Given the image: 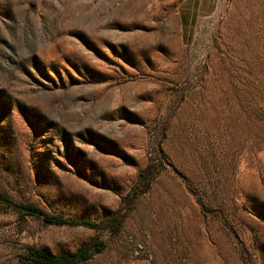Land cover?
<instances>
[{
  "label": "rangeland",
  "instance_id": "obj_1",
  "mask_svg": "<svg viewBox=\"0 0 264 264\" xmlns=\"http://www.w3.org/2000/svg\"><path fill=\"white\" fill-rule=\"evenodd\" d=\"M0 192L94 225L0 208V264H264V0H0Z\"/></svg>",
  "mask_w": 264,
  "mask_h": 264
},
{
  "label": "trees",
  "instance_id": "obj_2",
  "mask_svg": "<svg viewBox=\"0 0 264 264\" xmlns=\"http://www.w3.org/2000/svg\"><path fill=\"white\" fill-rule=\"evenodd\" d=\"M149 174L147 169L144 173ZM0 208L10 209L19 216H28L41 219L47 225L54 226H83L94 228V225L86 220H72L57 214L44 213L31 205L17 203L9 199L2 192H0ZM104 244L96 240H90L82 243L78 248L71 252L49 254L44 250L27 245L24 248V256L26 264H78L80 262L88 261L92 258L94 252H99L103 249Z\"/></svg>",
  "mask_w": 264,
  "mask_h": 264
},
{
  "label": "crops",
  "instance_id": "obj_3",
  "mask_svg": "<svg viewBox=\"0 0 264 264\" xmlns=\"http://www.w3.org/2000/svg\"><path fill=\"white\" fill-rule=\"evenodd\" d=\"M214 1H216V0H207V3H213ZM206 4V3H205ZM200 5V4H199Z\"/></svg>",
  "mask_w": 264,
  "mask_h": 264
},
{
  "label": "built area",
  "instance_id": "obj_4",
  "mask_svg": "<svg viewBox=\"0 0 264 264\" xmlns=\"http://www.w3.org/2000/svg\"><path fill=\"white\" fill-rule=\"evenodd\" d=\"M139 248H141L140 246H138Z\"/></svg>",
  "mask_w": 264,
  "mask_h": 264
}]
</instances>
